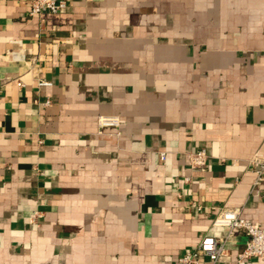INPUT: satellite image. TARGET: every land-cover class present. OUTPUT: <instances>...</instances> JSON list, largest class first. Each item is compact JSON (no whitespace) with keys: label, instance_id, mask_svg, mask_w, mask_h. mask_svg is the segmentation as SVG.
Instances as JSON below:
<instances>
[{"label":"crops","instance_id":"1","mask_svg":"<svg viewBox=\"0 0 264 264\" xmlns=\"http://www.w3.org/2000/svg\"><path fill=\"white\" fill-rule=\"evenodd\" d=\"M66 1L0 0V264H182L223 207L264 226V0ZM246 242L199 264H264Z\"/></svg>","mask_w":264,"mask_h":264},{"label":"built area","instance_id":"2","mask_svg":"<svg viewBox=\"0 0 264 264\" xmlns=\"http://www.w3.org/2000/svg\"><path fill=\"white\" fill-rule=\"evenodd\" d=\"M68 6L66 0H30V14L41 15L43 13H58ZM45 85L46 82H41ZM101 127H118L120 119L114 115H102L99 117ZM165 158V154H161ZM209 154L206 149H199L188 154V159L193 168L205 169L208 165ZM264 171V163L261 164L260 174ZM190 180L185 178V182ZM213 226L218 228L220 234L205 235L199 245L179 257L182 264H199L203 258L216 262L229 254L228 243L232 241L238 232L247 236L244 249L238 254V261L243 262L255 257H264V226L248 220L244 217L239 207H223L213 220Z\"/></svg>","mask_w":264,"mask_h":264}]
</instances>
